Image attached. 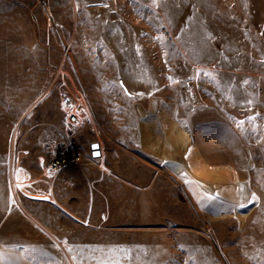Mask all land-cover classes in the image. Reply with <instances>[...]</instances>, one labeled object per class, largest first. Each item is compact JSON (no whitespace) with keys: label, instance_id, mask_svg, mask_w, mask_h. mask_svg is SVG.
Segmentation results:
<instances>
[{"label":"rangeland","instance_id":"obj_1","mask_svg":"<svg viewBox=\"0 0 264 264\" xmlns=\"http://www.w3.org/2000/svg\"><path fill=\"white\" fill-rule=\"evenodd\" d=\"M59 69L92 126L78 137L82 161L50 175L44 146L64 134ZM260 76L264 0H0L11 261L26 242L47 264H264ZM168 103L205 161L223 166L217 179L208 171L216 196L188 191L153 155L152 120Z\"/></svg>","mask_w":264,"mask_h":264},{"label":"crops","instance_id":"obj_2","mask_svg":"<svg viewBox=\"0 0 264 264\" xmlns=\"http://www.w3.org/2000/svg\"><path fill=\"white\" fill-rule=\"evenodd\" d=\"M257 89V93L264 97V76L259 77ZM163 107H171L172 109L167 108L171 110L167 118L159 116L152 120L153 128L150 136L153 155L162 160L171 174L181 178L188 191L193 192L194 188L197 190L196 186H192L195 183L199 187L198 190L205 196H216L219 187L215 179L218 177V170L220 173L223 171V166L209 165L195 144L191 131L186 128L185 123L175 117L173 105L168 103L167 106L164 105ZM142 126H147V123L142 122ZM140 138L141 141H145L147 138L144 129H141ZM194 167H198L199 172ZM209 170L216 172L214 174V176L216 175L215 179L208 175ZM209 188L215 189V193ZM106 213L108 214V212ZM106 213L103 215L104 218ZM10 215L11 212L0 215V264H29V262L47 264L46 259L38 261L28 256L26 242L15 243L13 250L17 249L15 252H18V255L13 253V261H11V229H5L4 226V222L9 219Z\"/></svg>","mask_w":264,"mask_h":264},{"label":"built area","instance_id":"obj_3","mask_svg":"<svg viewBox=\"0 0 264 264\" xmlns=\"http://www.w3.org/2000/svg\"><path fill=\"white\" fill-rule=\"evenodd\" d=\"M66 76L67 72L59 69L54 81L58 87V111L64 134L46 143L41 161L43 172L50 175L82 161L78 137L92 126L84 96L77 88L71 89L70 77Z\"/></svg>","mask_w":264,"mask_h":264},{"label":"water","instance_id":"obj_4","mask_svg":"<svg viewBox=\"0 0 264 264\" xmlns=\"http://www.w3.org/2000/svg\"><path fill=\"white\" fill-rule=\"evenodd\" d=\"M94 146L92 150V156L94 158L100 157L101 156V146L99 145V143H95Z\"/></svg>","mask_w":264,"mask_h":264},{"label":"snow or ice","instance_id":"obj_5","mask_svg":"<svg viewBox=\"0 0 264 264\" xmlns=\"http://www.w3.org/2000/svg\"><path fill=\"white\" fill-rule=\"evenodd\" d=\"M154 2H155V0H154ZM171 79V78H170ZM95 147V146H94Z\"/></svg>","mask_w":264,"mask_h":264}]
</instances>
